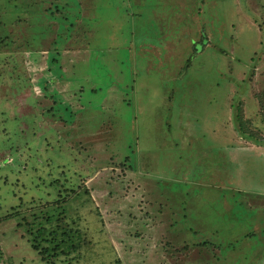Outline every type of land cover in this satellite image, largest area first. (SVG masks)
<instances>
[{
	"label": "rangeland",
	"instance_id": "374dc122",
	"mask_svg": "<svg viewBox=\"0 0 264 264\" xmlns=\"http://www.w3.org/2000/svg\"><path fill=\"white\" fill-rule=\"evenodd\" d=\"M43 206L72 264H264V0H0V264Z\"/></svg>",
	"mask_w": 264,
	"mask_h": 264
},
{
	"label": "trees",
	"instance_id": "16d2710c",
	"mask_svg": "<svg viewBox=\"0 0 264 264\" xmlns=\"http://www.w3.org/2000/svg\"><path fill=\"white\" fill-rule=\"evenodd\" d=\"M202 46H204V36L201 37ZM196 50V48H195ZM238 114L235 116L236 129L243 137L252 138L255 142H262L261 137H254L253 133L247 128L249 118L242 117ZM73 189V188H72ZM62 195H58L56 199H59ZM63 198V197H62ZM60 200V199H59ZM59 200L55 203L59 205ZM64 199L61 201L63 202ZM60 202V203H61ZM50 205V202L45 203L44 206ZM41 207L37 211L31 214L30 221H27L26 232L29 236V243L32 249L36 251L40 259L47 264H54L59 262L60 264H72L71 262L79 260L80 250L89 246V241L84 236L85 234L79 228V226L73 224L74 219L67 218L63 213L64 208L57 211V215L54 216L53 212ZM61 207V206H60ZM13 211L6 214L5 217L17 216L18 210L12 208ZM91 244V242H90ZM115 264H120V260L115 257ZM77 263V262H76Z\"/></svg>",
	"mask_w": 264,
	"mask_h": 264
}]
</instances>
